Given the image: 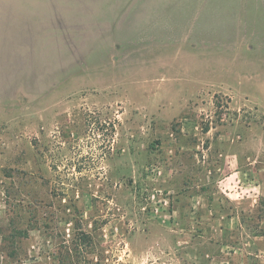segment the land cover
I'll return each instance as SVG.
<instances>
[{"label": "rangeland", "instance_id": "rangeland-1", "mask_svg": "<svg viewBox=\"0 0 264 264\" xmlns=\"http://www.w3.org/2000/svg\"><path fill=\"white\" fill-rule=\"evenodd\" d=\"M104 14L0 24V264H264V0Z\"/></svg>", "mask_w": 264, "mask_h": 264}, {"label": "crops", "instance_id": "crops-1", "mask_svg": "<svg viewBox=\"0 0 264 264\" xmlns=\"http://www.w3.org/2000/svg\"><path fill=\"white\" fill-rule=\"evenodd\" d=\"M116 1L119 0H0V24L33 25L30 31L16 28L11 36L14 40H73L89 38L92 34L105 38L106 33L115 38L116 19L107 20L106 14L99 19L94 17V12L116 6Z\"/></svg>", "mask_w": 264, "mask_h": 264}]
</instances>
